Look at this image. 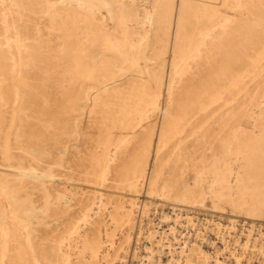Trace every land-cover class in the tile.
Wrapping results in <instances>:
<instances>
[{
  "label": "rangeland",
  "instance_id": "rangeland-1",
  "mask_svg": "<svg viewBox=\"0 0 264 264\" xmlns=\"http://www.w3.org/2000/svg\"><path fill=\"white\" fill-rule=\"evenodd\" d=\"M7 1L9 2L0 0V26L4 28L0 27V46L5 48L9 57L0 55V134L3 135L0 136V205L5 210L4 220L0 224V264H43L40 243L49 241L52 245L57 244L59 232L76 228L81 218L87 216V208L101 197L103 202L100 209L95 208L91 216L87 217L90 218L89 222L83 224L90 244L88 251L82 253L83 262L87 257L91 258V264H216L217 258L223 257L226 264H230L232 254L236 251L245 256L250 264H264V65L257 67L256 64L259 63L254 62L240 87L237 86L217 105L206 106L194 118L170 120L171 124H175L171 125L163 115L164 107L169 106L173 99L169 77L173 71L184 66L182 62H190L187 73L201 67L200 82L207 74L205 58L211 53L216 56L210 63L212 65L208 66L210 70L219 66L218 55L227 51L254 58L263 54L260 61L264 64V0H175L172 24L168 27L163 25L160 30L166 34L163 39L165 47L158 41L153 26L146 22L147 16L153 11L155 0H128L129 3L126 0L127 9L132 14L131 20L126 21L114 18L100 0H59L60 3L58 0H35L39 6L44 7L42 12L30 10L28 7L34 0H27V7L15 5L11 16L7 12L5 15L3 4L5 6ZM251 11L253 14H250ZM104 20L109 24H104ZM30 23L35 24V31L34 24L28 25ZM24 25L28 26V30ZM207 27L212 30L209 41L201 37ZM219 27L220 29H216ZM147 32L149 38L146 36L145 40L143 36ZM11 34H14L12 39ZM185 35L186 43L182 39ZM2 40L7 44L3 45ZM152 52L155 58L151 55ZM158 53L160 54L157 55ZM43 62L49 65L46 66ZM155 72H161L162 78H154ZM214 82L219 85L216 80ZM15 90L19 92L16 93ZM115 90L118 93H114ZM237 96L240 99H235ZM150 107L153 111H149ZM6 123L10 124V129L5 131L3 124ZM13 125H17L16 128ZM248 137L258 139V146L239 141ZM9 162L13 165H30L33 169L22 170L27 173L26 176L19 175V170L10 167ZM2 167L4 168L1 169ZM2 170L12 175L5 178L1 174ZM5 182H8L7 185ZM182 190H197L208 197L202 199L198 196L196 205L176 197L169 199L168 203L164 201L166 192L179 194ZM67 191L75 193V199L70 203L64 200ZM164 212H168L170 218H164ZM179 212L194 214L195 222L192 225L177 224L176 230L171 231L168 223L172 222L171 225H174ZM12 225L22 237L21 248L14 246L10 232ZM164 230L167 232L163 233ZM250 235L254 247L245 249L238 239L242 240L243 236L246 238ZM150 250L154 251V257L148 262L147 254Z\"/></svg>",
  "mask_w": 264,
  "mask_h": 264
},
{
  "label": "bare ground",
  "instance_id": "bare-ground-1",
  "mask_svg": "<svg viewBox=\"0 0 264 264\" xmlns=\"http://www.w3.org/2000/svg\"><path fill=\"white\" fill-rule=\"evenodd\" d=\"M4 1V0H3ZM43 1V0H42ZM46 1V0H45ZM68 1V0H67ZM80 1V0H79ZM95 1V0H94ZM128 1V0H127ZM131 1V0H130ZM175 0H155V3H154V7H153V11L152 12H150L149 13V16H147V18H146V22L147 23H150L152 26H153V30L155 31V35L157 36V38H158V41H161V44H163V42H164V38H165V36H166V34H164V32H162V31H160L161 30V28H162V26L163 25H167V27L170 25V23H171V21L173 20L172 18H173V15H174V12H175V2H174ZM179 1V0H178ZM198 1V0H197ZM28 1L27 0H9V2L7 1L6 3H5V6H4V4H3V7L5 8L4 9V11H5V15H6V12H7V14H10V13H13L12 11H14L15 10V5H19L20 7H22V8H25V7H27V6H25L26 4L28 5V3H27ZM55 3H56V1H54ZM58 2H59V0H58ZM82 2V1H81ZM88 2H90V1H88ZM100 2H102V4L111 12V14H112V16L114 17V18H116V19H120V20H122V21H126V20H131V18H132V14H131V12L127 9V6H126V0H100ZM133 2V1H132ZM209 2V1H208ZM207 2V3H208ZM244 2V1H243ZM30 3V2H29ZM60 3V2H59ZM67 3V2H66ZM71 3H72V1H71ZM77 3V2H76ZM128 3H129V1H128ZM198 3V2H197ZM205 3V2H204ZM2 4V3H1ZM0 4V6L2 7V5ZM58 4V3H57ZM86 4V3H85ZM130 4H132V3H130ZM56 5V4H55ZM80 5V4H79ZM240 5V4H239ZM261 5V4H260ZM15 6V7H14ZM54 6V5H53ZM62 6V5H61ZM71 6V5H70ZM85 6H87V5H85ZM146 6V5H145ZM178 6V5H177ZM203 6H206V5H203ZM242 6V5H241ZM58 7V6H57ZM66 7V6H65ZM84 7V6H83ZM105 7H103V8H105ZM132 7V6H131ZM186 7V6H185ZM263 7V6H262ZM30 10H33L34 12H42L43 11V8L44 7H42L41 5L39 6L38 5V3L37 2H35V0L33 1V2H31V5L28 7ZM50 8H53V7H50ZM63 8V7H62ZM90 8V7H89ZM94 8H96V7H94ZM105 8V9H106ZM145 8V7H144ZM196 8V7H195ZM207 9H208V6L206 7ZM245 8H247V6L245 7ZM261 8V7H260ZM264 8V7H263ZM1 9V8H0ZM77 9V8H76ZM139 9H140V7H139ZM148 9V8H147ZM212 9H214V8H212ZM22 10V9H21ZM26 11H27V9H25ZM53 10V9H52ZM87 10V9H86ZM131 10V9H130ZM136 10V9H135ZM248 10V9H247ZM246 10V11H247ZM2 11V10H1ZM0 11V12H1ZM3 11V12H4ZM19 11H20V9H19ZM24 11V10H23ZM32 11V12H33ZM87 11H89V10H87ZM146 11V10H145ZM205 11H206V9H205ZM204 11V12H205ZM50 12V11H49ZM61 12V11H60ZM83 12V11H82ZM91 12H94L93 10H91ZM146 12H148V11H146ZM208 12V11H207ZM216 12V11H215ZM214 12V13H215ZM248 12V11H247ZM252 12V13H251ZM250 12V14H253V11H251ZM15 13V12H14ZM29 13H30V11H29ZM46 13V12H45ZM48 13V12H47ZM52 13V12H51ZM89 12H87V14H88ZM96 13H97V11H96ZM109 13V12H108ZM191 13V12H190ZM198 13V12H197ZM201 13V12H200ZM203 13V12H202ZM2 14V13H1ZM17 14H18V12H17ZM26 14V13H25ZM31 14V13H30ZM77 14V13H76ZM92 14H94V13H92ZM91 14V15H92ZM100 14V13H99ZM4 15V14H3ZM20 15H22V14H19V16ZM48 15V14H47ZM70 15V14H69ZM81 15V14H80ZM89 15V14H88ZM146 15V14H145ZM207 15V14H206ZM205 15V16H206ZM216 15H217V13H216ZM215 15V16H216ZM243 15V14H242ZM241 15V16H242ZM8 16V15H7ZM10 16H11V14H10ZM14 16H15V14H14ZM31 16V15H30ZM29 16V17H30ZM33 16V15H32ZM46 16V15H45ZM86 16V15H85ZM99 16H101V15H99ZM108 17H109V14L107 15ZM196 16V15H195ZM247 16V15H246ZM249 16V15H248ZM252 16H254V15H252ZM0 17H1V15H0ZM24 17V16H23ZM60 17V16H59ZM88 17V16H87ZM182 17V16H181ZM250 17V16H249ZM255 17V16H254ZM3 18H5V17H3ZM3 18H1V21H3L2 19ZM12 18V17H11ZM17 18V17H16ZM27 18V17H26ZM33 18H34V16H33ZM61 18V17H60ZM82 18V17H81ZM89 18V17H88ZM87 18V19H88ZM106 18V17H105ZM142 18H144V17H142ZM196 18V17H195ZM199 18V17H198ZM197 18V19H198ZM10 19V18H9ZM18 19V18H17ZM80 19V18H79ZM108 19V18H107ZM5 20V19H4ZM6 20H7V17H6ZM10 20H12V19H10ZM20 20L22 21V19L21 18H19V22H20ZM31 20V19H30ZM95 20V19H94ZM110 20V19H109ZM140 20H141V18H140ZM7 21H9V20H7ZM13 21V20H12ZM34 21V20H33ZM88 21H90V20H88ZM93 21V20H92ZM182 21V20H181ZM201 21V20H200ZM4 22V21H3ZM55 22V21H54ZM102 22V21H101ZM105 22H106V20H104V24H105ZM140 22V21H139ZM214 22V21H213ZM242 22V21H241ZM6 23V22H5ZM10 24H11V22H9ZM20 23H22V22H20ZM79 23H81V22H79ZM82 23H84V22H82ZM93 23H94V21H93ZM92 23V24H93ZM99 23V22H98ZM108 22H106V24H107ZM146 23V24H147ZM217 23V22H216ZM1 24V23H0ZM7 24H8V22H7ZM31 24H34V23H30V24H28V25H31ZM87 24V23H86ZM85 24V25H86ZM92 24H90V25H92ZM95 24V23H94ZM94 24L92 25L93 27H95L94 26ZM100 24V23H99ZM98 24V25H99ZM103 24V25H104ZM109 24V23H108ZM120 24V23H119ZM127 24V23H126ZM125 24V25H126ZM134 24V23H133ZM138 24V23H137ZM172 24V23H171ZM175 24V23H174ZM244 24V23H243ZM4 24H2V26H3ZM13 25V24H12ZM11 25V26H12ZM26 25V24H25ZM24 25V26H25ZM123 25V24H122ZM145 25V24H144ZM16 26V25H15ZM21 26V25H20ZM32 26V25H31ZM30 26V27H31ZM87 26V25H86ZM84 27V28H87L88 29V27ZM180 26V25H179ZM1 27V26H0ZM8 28L10 27V26H7ZM18 27V26H17ZM26 27V26H25ZM24 27V28H25ZM28 27V26H27ZM26 27V28H27ZM102 27V26H101ZM119 27H121V26H119ZM181 27V26H180ZM201 27V26H200ZM3 27H1V29H2ZM12 28H13V26H12ZM22 27H20V29H21ZM35 24H34V30L33 29H30V30H33V31H35ZM103 28V27H102ZM130 28V27H129ZM132 28V27H131ZM149 28V27H148ZM222 28V27H221ZM224 28V27H223ZM5 29H7V28H5ZM16 29V28H15ZM14 29V30H15ZM20 29H18L19 30V32H20ZM94 29V28H93ZM144 29V28H143ZM149 29H151V28H149ZM169 29H171V26L169 27ZM216 29H220V27L219 28H216ZM225 29V28H224ZM3 30H4V28H3ZM3 30H2V34L4 33L3 32ZM11 30H13V29H11ZM27 30H28V28H27ZM83 30V29H82ZM148 30V29H147ZM1 31V30H0ZM23 31H24V29H23ZM90 31V30H89ZM88 31V32H89ZM211 27H207L206 29H205V31H203L202 33H201V35H199V36H201L205 41L206 40H208L210 37H211ZM14 32V31H13ZM21 32H22V29H21ZM29 32V31H28ZM36 32H38V31H36ZM103 32V31H102ZM140 32V31H139ZM150 32V31H149ZM169 32H170V30H169ZM168 32V33H169ZM198 32V31H197ZM5 33H7V32H5ZM12 33V32H11ZM25 33V32H24ZM35 33V32H34ZM39 33V32H38ZM38 33H36V34H38ZM95 33V32H94ZM101 33V32H100ZM142 33V32H141ZM196 33V32H195ZM195 33H193L194 34V36H195ZM31 34H32V32H31ZM35 34V35H36ZM128 34V33H127ZM176 34V33H175ZM7 35V34H6ZM12 35H13V37H14V34H11V39H12ZM134 35H136V34H134ZM148 35V32L147 33H145L144 34V36H143V38H145V40H146V36ZM171 35V34H170ZM10 36V35H9ZM29 36V35H28ZM38 36V35H37ZM88 36V35H87ZM90 36V35H89ZM107 36V35H106ZM111 36H112V34H111ZM169 36V35H168ZM167 36V37H168ZM179 36V35H178ZM4 37V36H3ZM17 37V36H16ZM29 37H31V36H29ZM33 37H35V36H33ZM148 37V36H147ZM187 36L185 35V36H183L182 37V39L184 40V42L186 43V40H187V38H186ZM0 38H2V37H0ZM7 38V37H6ZM10 38V37H9ZM21 38V37H20ZM22 38H23V36H22ZM27 38V37H26ZM25 38V39H26ZM88 38V37H87ZM108 38V37H107ZM149 38V37H148ZM178 38V37H177ZM196 38V37H195ZM199 38V37H198ZM201 38V39H202ZM212 38V37H211ZM222 38V37H221ZM4 39H5V37H4ZM14 39V38H13ZM36 39H38V38H36ZM109 39V38H108ZM193 39H194V37H193ZM260 39H261V37H260ZM6 40V39H5ZM27 40V39H26ZM35 40V39H34ZM88 40V39H87ZM166 40V39H165ZM173 40V39H172ZM191 40V39H190ZM189 40V41H190ZM197 40V39H196ZM196 40H195V42H196ZM215 40V39H214ZM1 41V40H0ZM10 41H12V40H10ZM37 41V40H36ZM88 41H90V40H88ZM106 41V40H105ZM113 41V40H112ZM192 41H194V40H192ZM209 41V40H208ZM8 42H9V40H8ZM91 42H93V41H91ZM97 42V41H96ZM148 42H149V40H148ZM169 42V41H168ZM181 42V41H180ZM232 42V41H231ZM1 43V42H0ZM2 43H3V45L5 44L4 42H3V40H2ZM143 43V42H142ZM215 43V42H214ZM7 44V43H6ZM5 44V45H6ZM139 44H141V43H138V45ZM166 44V43H165ZM189 44H191V43H189ZM194 44V43H193ZM259 44V43H258ZM28 45V44H27ZM91 45V44H90ZM118 45V44H117ZM167 46L169 45V44H166ZM177 45V44H176ZM185 45V44H184ZM195 45V44H194ZM206 45H207V42H206ZM213 46L215 45V44H212ZM220 44H218V46H219ZM223 45V44H222ZM264 45V44H263ZM2 46V45H1ZM0 46V55H1V57H4V58H8L9 59V57H8V54H7V52H6V50H5V48H3V47H1ZM33 46H36V45H33ZM148 46V45H147ZM163 46L165 47V45L163 44ZM182 46V45H181ZM196 46V45H195ZM209 46V45H208ZM217 46V47H218ZM25 48H26V46H24ZM93 47V46H92ZM158 47H160V45L158 46ZM162 47V46H161ZM198 47V46H197ZM200 47V46H199ZM202 47V46H201ZM209 47H212L211 45L209 46ZM225 47H226V45H225ZM228 47V46H227ZM226 47V48H227ZM6 48H7V46H6ZM20 48V47H19ZM31 48V47H30ZM30 48H28V49H30ZM63 48V47H62ZM117 48V47H116ZM156 48V47H155ZM204 48V47H203ZM206 48V47H205ZM27 49V48H26ZM80 49H81V47H80ZM84 49H85V46H84ZM167 48H165V50H166ZM184 49V48H183ZM182 49V50H183ZM214 49V48H213ZM218 49V48H217ZM263 49H264V47H263ZM19 50V49H18ZM32 50V49H31ZM37 50V49H36ZM106 50V49H105ZM119 50V49H118ZM148 50V49H147ZM195 50V49H194ZM203 50V49H202ZM210 50V49H209ZM222 50V49H221ZM24 51V50H23ZM33 51H34V47H33ZM82 51V50H81ZM108 51V50H107ZM190 51H191V49H190ZM263 50L261 49V52H262ZM36 52V51H35ZM86 52V51H85ZM179 52V51H178ZM194 52V51H193ZM213 52H214V50H213ZM220 51H219V49H218V52L217 53H219ZM255 52V51H254ZM260 52V53H261ZM22 54L24 53V52H21ZM29 53V52H28ZM34 53V52H33ZM210 53H211V51H210ZM83 54V53H82ZM151 54V53H150ZM160 53H158L157 55H159ZM195 54V53H194ZM209 54V53H208ZM250 54V53H249ZM257 54V53H256ZM259 54V53H258ZM262 54V53H261ZM21 55V54H20ZM24 55H27V53L26 54H24ZM151 55H153V52H152V54ZM150 55V56H151ZM157 55H156V57H157ZM190 55V54H189ZM214 55L215 54H212L211 53V55H207L206 56V58H205V62H206V64L209 66L210 65V63H211V61H212V59H213V57H214ZM263 55V54H262ZM261 55V56H262ZM32 56V55H31ZM99 56V55H98ZM103 56V55H102ZM109 56H110V54H109ZM190 56H192V54L190 55ZM216 56V55H215ZM252 57L251 55H246V56H242V55H239V54H236V53H234V52H229V51H227V52H225V53H223V54H219L218 55V60H219V66L218 67H216V68H214L213 67V69H211L210 70V68L207 66V74H206V76H205V78H204V76L202 77V78H204L203 79V81H201L200 82V74H202V73H200L201 71H200V68H196V69H191L190 70V72L189 73H187V69H189L188 68V66L190 65V62H188V61H186L185 63H183L182 62V64H184V66H180V68L177 70V71H173L172 73H171V75H170V77H169V88L171 89V92L170 93H172V96H173V99H172V102L171 103H169V106H167V107H164V111H165V114H163L164 115V118L166 117V119H167V123L169 124L170 123V120H176V121H180V120H182V121H184L183 119H191V118H194L196 115H197V113L199 112V113H201L202 111V109H204V108H206V106H208V105H213V104H216V103H218V102H220V101H222L223 99H225L237 86L238 87H240L239 85H240V83L244 80V78L248 75L247 73L249 72V69L251 68V66L254 64V62H258L259 64H256V66L257 67H260V65H264L263 64V62L262 61H260V60H262V57ZM40 57V56H39ZM113 57V56H112ZM118 57H119V55H118ZM153 57L155 58V56L153 55ZM201 57V56H200ZM23 58V57H22ZM27 58H28V56H27ZM102 58V57H101ZM120 58V57H119ZM186 58V57H185ZM24 59V58H23ZM33 59V58H32ZM45 59V58H44ZM123 59V58H122ZM121 59V60H122ZM201 59V58H200ZM215 59H217V58H215ZM22 60V59H21ZM160 60V59H159ZM162 60V59H161ZM197 60H198V58H197ZM214 60V59H213ZM264 60V59H263ZM47 61V60H46ZM158 61V60H157ZM178 61V60H177ZM176 61V62H177ZM249 61V65L246 63V62H248ZM49 62V61H48ZM175 62V61H174ZM179 63H180V61H178ZM193 62H195V61H193ZM204 62V63H205ZM213 62H215V61H213ZM218 62V61H217ZM34 63H36L35 61H34ZM44 63V62H43ZM42 63V64H43ZM152 63H154V62H152ZM158 63V62H157ZM216 63V62H215ZM45 64V63H44ZM36 65V64H35ZM46 65V64H45ZM49 65V64H48ZM48 65H46V66H48ZM167 65V64H166ZM179 65V64H178ZM202 65H203V63H202ZM212 65V64H211ZM210 65V66H211ZM121 66H123V65H121ZM125 66V65H124ZM197 66H198V64H197ZM205 66V65H204ZM203 66V67H204ZM14 67V66H13ZM35 67V66H34ZM110 67V66H109ZM155 67V66H154ZM194 67H195V65H194ZM264 67V66H263ZM262 67V68H263ZM36 68V67H35ZM153 68V67H152ZM105 69V68H104ZM120 69V68H119ZM123 69V68H122ZM135 69V68H134ZM163 69V68H162ZM175 69V68H174ZM38 70V69H37ZM147 70H148V68H147ZM159 70V69H158ZM165 70V69H164ZM204 70V69H203ZM138 71V70H137ZM139 71H141V70H139ZM138 71V72H139ZM143 72V71H142ZM204 72V73H205ZM122 73V72H121ZM129 73V72H128ZM127 73V74H128ZM131 74H132V72H130ZM116 74V73H115ZM120 74V73H119ZM131 74H129L130 76H131ZM126 75V74H125ZM153 76H154V78H160L161 77V72H155V73H153ZM256 76V75H255ZM254 76V77H255ZM262 76V75H261ZM109 77V76H108ZM143 77H145V76H143ZM109 78H111V77H109ZM113 78V77H112ZM140 78H142V77H140ZM139 78V79H140ZM162 78V77H161ZM116 79V78H115ZM261 79V78H260ZM113 80V79H112ZM146 80V79H145ZM157 80V79H156ZM160 80V79H159ZM163 80V79H162ZM217 81L218 83H219V85H217L214 81ZM251 80V79H250ZM253 80V79H252ZM258 80V79H257ZM116 81V80H115ZM112 82V81H111ZM110 83V82H109ZM133 83V82H132ZM143 83H145V82H143ZM147 83V82H146ZM159 83V82H158ZM157 83V84H158ZM243 83V82H242ZM249 83V82H248ZM256 83V82H255ZM107 84V83H106ZM110 84H112V83H110ZM129 84V83H128ZM127 84V85H128ZM130 84H131V82H130ZM246 84V83H245ZM105 85V84H104ZM126 85V86H127ZM139 85V84H138ZM149 85H151V84H149ZM148 85V86H149ZM260 85V84H259ZM132 86V85H131ZM135 86V85H134ZM147 86V87H148ZM253 86V85H252ZM251 86V87H252ZM161 87V86H160ZM246 87V86H245ZM247 87H249V86H247ZM246 87V88H247ZM250 87V88H251ZM141 88H142V86H141ZM149 88V87H148ZM15 89V88H14ZM129 89H130V87H129ZM151 89V88H150ZM237 89V88H236ZM239 89V88H238ZM126 90V89H125ZM133 90V89H132ZM137 90V89H136ZM246 90V89H245ZM16 91V90H15ZM120 91V90H119ZM124 91V90H123ZM122 91V92H123ZM135 91V90H134ZM133 91V92H134ZM139 91V90H138ZM141 91H143V90H141ZM148 91V90H147ZM236 91H238V90H236ZM243 91V90H242ZM247 91V90H246ZM17 92H19V91H16V93ZM115 92H117L116 90L114 91V93ZM126 92V91H125ZM145 92V91H144ZM151 92V91H150ZM241 92V91H240ZM239 92V93H240ZM248 92H250L249 90H248ZM118 93V92H117ZM146 93V92H145ZM244 93V92H243ZM246 93V92H245ZM20 94V93H19ZM122 94V93H121ZM126 94V93H125ZM242 94V93H241ZM15 95V94H14ZM29 95V94H28ZM113 95H115V94H113ZM140 95V94H139ZM250 95H251V93H250ZM2 96V95H1ZM6 96V95H5ZM19 96V95H18ZM133 96V95H132ZM239 96V95H238ZM235 97V99L236 98H239V97ZM255 96H256V94H255ZM108 97V96H107ZM116 97V96H115ZM170 97H171V95H170ZM251 97V96H250ZM4 98V97H3ZM117 98H120V96H118ZM254 98V97H253ZM1 99V98H0ZM128 99H129V97H128ZM147 99V98H146ZM240 99V98H239ZM3 100V99H2ZM1 100V101H2ZM106 100V99H105ZM148 100V99H147ZM29 101V100H28ZM111 101V100H110ZM129 101V100H128ZM138 101V100H137ZM144 101V100H143ZM230 101V100H229ZM233 101V100H232ZM123 102V101H122ZM136 102V101H135ZM244 102V101H243ZM137 103V102H136ZM135 103V104H136ZM112 104V103H111ZM139 104V103H138ZM137 104V105H138ZM149 104V103H148ZM140 105V104H139ZM138 105V106H139ZM143 105V104H142ZM217 105V104H216ZM242 105V104H241ZM253 105V104H252ZM263 105V104H262ZM261 105V107H263ZM18 106V105H17ZM122 106V105H121ZM127 106H128V104H127ZM163 106V105H162ZM225 106V105H224ZM240 106V105H239ZM254 106V105H253ZM5 107V106H4ZM9 107V106H8ZM98 107V106H97ZM109 107V106H108ZM117 107V106H116ZM133 107H134V105H133ZM159 107V106H158ZM231 107V106H230ZM119 108V107H118ZM140 108V107H139ZM138 108V109H139ZM161 108V107H160ZM228 108H229V106H228ZM248 108V107H247ZM249 108H250V106H249ZM254 108H256V107H254ZM257 108L259 109V107L257 106ZM5 109V108H4ZM16 109V108H15ZM14 109V110H15ZM110 109V108H109ZM127 109V108H126ZM141 109V108H140ZM209 109V108H208ZM235 109V108H234ZM18 110V109H17ZM127 110H129L130 111V109H127ZM148 110V109H147ZM163 110V109H162ZM161 110V111H162ZM225 109H223V111H224ZM237 110H239V109H237ZM237 110H235V111H237ZM247 110H249V109H247ZM264 110V109H263ZM16 111V110H15ZM111 111V110H110ZM122 111V110H121ZM125 111V110H124ZM134 111V110H133ZM149 111H153V109H151V107H150V109H149ZM255 111V110H254ZM23 112V111H22ZM107 112H108V110H107ZM118 112H119V110H118ZM117 112V113H118ZM148 112V111H147ZM218 112H220L219 110H218ZM217 112V113H218ZM225 112V111H224ZM250 112H251V110H250ZM17 113V112H16ZM113 113V112H112ZM116 113V114H117ZM123 113V112H122ZM206 113V112H205ZM214 113H216V112H214ZM233 113V112H232ZM235 114L237 113V112H234ZM249 113V112H248ZM252 113H253V111H252ZM13 114V113H12ZM15 114V113H14ZM110 114V113H109ZM124 114V113H123ZM127 114V113H126ZM137 114V113H136ZM162 114V113H161ZM213 114V113H212ZM226 114V113H225ZM8 115V114H7ZM105 115V114H104ZM147 115H149V114H147ZM216 115V114H215ZM240 115H241V113H240ZM6 116V115H5ZM9 116V115H8ZM14 116V115H13ZM111 116H113V115H111ZM125 116V115H124ZM161 116V115H160ZM226 116H227V114H226ZM230 117H231V115H229ZM242 116V115H241ZM256 116V115H255ZM262 116H264V115H262ZM16 117H19V116H16ZM127 117V116H126ZM150 117V116H149ZM158 117V116H157ZM238 117V116H237ZM258 117V116H257ZM10 118H12V117H10ZM117 118V117H116ZM116 118H115V120H116ZM212 118V117H211ZM227 118V117H226ZM233 118V117H232ZM231 118V119H232ZM240 118V117H239ZM260 118V117H259ZM259 118H258V120H259ZM112 119V118H111ZM117 119H119V118H117ZM131 119V118H130ZM152 119V118H151ZM222 119H224V118H222ZM235 119V118H234ZM106 120V119H105ZM134 120H135V118H134ZM236 120V119H235ZM235 120H233L234 122H236ZM257 120V119H256ZM261 120V119H260ZM4 121L6 122V120L4 119ZM118 121V120H117ZM138 121V120H137ZM156 121V120H155ZM223 121V120H222ZM225 121V120H224ZM228 121H229V119H228ZM248 121V120H247ZM262 121V120H261ZM264 121V120H263ZM1 122V121H0ZM14 122H15V120H14ZM23 122V121H22ZM154 122V121H153ZM152 122V123H153ZM160 122V121H159ZM166 122V121H165ZM175 122V121H174ZM189 122H191V121H189ZM230 122V121H229ZM240 122H242L241 120H240ZM260 122V121H259ZM12 123V122H11ZM121 123V122H120ZM124 123V122H123ZM140 123H141V121H140ZM148 123V122H147ZM146 123V124H147ZM181 123V122H180ZM184 123V122H183ZM2 124V123H1ZM8 124L9 123H6L5 125L3 124V129L6 131L7 130V128H9V126H8ZM127 124V123H126ZM131 124V123H130ZM132 124H134V123H132ZM131 124V125H132ZM171 124V123H170ZM197 124V123H196ZM206 124V123H205ZM216 124V123H215ZM227 124V123H226ZM234 124V123H233ZM256 124V123H255ZM261 124V123H260ZM10 125V124H9ZM21 125V124H20ZM162 125V124H161ZM171 125H175V124H171ZM181 125H182V123H181ZM229 125V124H228ZM14 126V125H13ZM15 126H17V125H15ZM14 126V127H15ZM239 126V125H238ZM0 127H2V126H0ZM128 127V126H127ZM142 127V126H141ZM242 127V126H241ZM245 127V126H244ZM258 127V126H257ZM256 127V128H257ZM16 128V127H15ZM14 128V129H15ZM132 128V127H131ZM136 128V127H135ZM145 128V127H144ZM172 128V127H171ZM215 128V127H214ZM234 128V127H233ZM2 129V128H1ZM10 129V128H9ZM12 129H13V127H12ZM19 129V128H18ZM18 129H16V130H18ZM151 129V128H150ZM173 129H174V126H173ZM244 129V128H243ZM242 129V130H243ZM127 130V129H126ZM138 130V129H137ZM159 130V129H158ZM161 130V129H160ZM170 130H172V129H170ZM202 130H204V128L202 129ZM215 130V129H214ZM213 130V131H214ZM230 130V129H229ZM258 130V129H257ZM260 130H262V129H260ZM133 131H135V130H133ZM165 131H167V126L165 127ZM174 131V130H173ZM196 131V130H195ZM198 131V130H197ZM222 131V130H221ZM244 131V130H243ZM246 131V130H245ZM139 132V131H138ZM137 132V133H138ZM170 132V131H169ZM242 132V131H241ZM6 133V132H5ZM21 133V132H20ZM19 133V134H20ZM153 133H154V131H153ZM165 133V132H164ZM163 133V135H165V134H167V133H165L164 134ZM176 133V132H175ZM248 133V132H247ZM260 133V132H259ZM261 133H263V132H261ZM131 134V133H130ZM171 134V133H170ZM170 134L168 135V136H170ZM196 134V133H195ZM212 134V133H211ZM215 134V133H214ZM2 135V133L0 134V136ZM5 135V134H4ZM179 135V134H178ZM200 135V134H199ZM226 135H228V134H226ZM238 135H240V133L238 134ZM245 135V134H244ZM247 135H249V134H247ZM255 135V134H254ZM3 136V135H2ZM20 136V135H19ZM23 136V135H22ZM153 136V135H152ZM203 136V135H202ZM222 136H224V135H222ZM173 137V136H172ZM178 137V136H177ZM197 137V136H196ZM208 137V136H207ZM206 137V138H207ZM213 137V136H212ZM216 137V136H215ZM242 137V136H241ZM254 137V136H253ZM253 137H248V138H242L241 140H239V141H242V142H248V143H251V144H253L254 146H258V139L257 140H255ZM21 138V137H20ZM24 138V137H23ZM29 138V137H28ZM120 138V137H119ZM139 138V137H138ZM181 138V137H180ZM188 138V137H187ZM203 138H204V136H203ZM2 139V138H1ZM154 139V138H153ZM200 139H202V138H200ZM205 139V138H204ZM212 139V138H211ZM13 140V139H12ZM11 140V141H12ZM137 140V139H136ZM161 140H163V139H161ZM203 140V139H202ZM28 141V140H27ZM167 141V140H166ZM210 141V140H209ZM13 142V141H12ZM117 142V141H116ZM172 142V141H171ZM205 142V141H204ZM215 142V141H214ZM6 143V142H5ZM14 143V142H13ZM162 143V142H161ZM26 144H27V142H26ZM123 144V143H122ZM218 144V143H217ZM29 145V144H28ZM31 145V144H30ZM116 145H118V144H116ZM12 146V145H11ZM13 146H14V144H13ZM19 146V145H18ZM35 147V146H34ZM205 147H206V145H205ZM260 147V146H259ZM14 148V147H13ZM32 148V147H31ZM35 148H37V147H35ZM41 148V147H40ZM1 149V148H0ZM261 149V148H260ZM29 150V149H28ZM150 150V149H149ZM33 151V150H32ZM38 152L40 151V150H37ZM220 151V150H219ZM254 151V150H253ZM10 152H11V150H10ZM23 152V151H22ZM35 152V151H34ZM119 152V151H118ZM139 152V151H138ZM150 152V151H149ZM230 152V151H229ZM2 153V152H1ZM17 153V152H16ZM26 153V152H25ZM51 153V152H50ZM36 154V153H35ZM117 154V153H116ZM215 154V153H214ZM220 154V153H219ZM219 154H218V156H219ZM44 155V154H43ZM229 155V154H228ZM227 155V156H228ZM231 155V154H230ZM31 156V155H30ZM33 156V155H32ZM36 156V155H35ZM39 156V155H38ZM46 157V156H45ZM106 158V157H105ZM114 158V157H113ZM149 158V157H148ZM212 158H213V156H212ZM228 158V157H227ZM230 158H232L231 156H230ZM137 159V158H136ZM261 159V158H260ZM264 159V158H263ZM43 160H45V159H43ZM112 160V159H111ZM208 160V159H207ZM63 161V160H62ZM137 161V160H136ZM139 162H141L140 160H138ZM231 161V160H230ZM42 162V161H41ZM44 162V161H43ZM47 162V161H46ZM53 162V161H52ZM51 162V163H52ZM217 162V161H216ZM50 163V162H49ZM48 163V164H49ZM66 163V162H65ZM106 163V162H105ZM235 163H237V159H236V161H235ZM29 164V163H28ZM54 164V163H53ZM205 164V163H204ZM228 163L226 162V165H227ZM0 165H2V164H0ZM8 165L10 166V167H12L13 169H16V171L17 170H19L18 172H19V175H21V174H24V176H26L27 175V173L25 172V173H23L22 172V170H24V171H29V170H31V169H33V167H31L30 165L29 166H24V165H13L11 162H9L8 163ZM103 165V164H102ZM106 165V164H105ZM53 166V165H52ZM51 166V167H52ZM111 166H112V164H111ZM111 166H109V167H111ZM203 166V165H202ZM231 166H232V164H231ZM237 166H239V165H237ZM47 167H49V166H47ZM63 167V166H62ZM66 167V166H65ZM87 167V166H86ZM4 167H2L1 169H3ZM72 168V167H71ZM70 168V169H71ZM101 168V167H100ZM105 168V167H104ZM204 168V167H203ZM224 168H225V165H224ZM233 168V167H232ZM238 168H240V167H238ZM44 169V168H43ZM42 169V170H43ZM53 169H55V167L53 168ZM66 169H68V168H66ZM256 169V168H255ZM92 170V169H91ZM109 170V169H108ZM133 170H134V168H133ZM227 170H228V168H227ZM240 170V169H239ZM246 170V169H245ZM15 171V170H14ZM40 171H41V169H40ZM60 171V170H59ZM58 171V172H59ZM63 171V170H62ZM110 171V170H109ZM130 171V170H129ZM220 171V170H219ZM231 171V170H230ZM235 171V170H234ZM233 171V172H234ZM254 171V170H253ZM32 172V171H31ZM30 172V173H31ZM47 172V171H46ZM69 172H70V170H69ZM68 172V173H69ZM88 172V171H87ZM90 172V171H89ZM202 172V171H201ZM242 172V171H241ZM63 173V172H62ZM73 173V172H72ZM197 173V172H196ZM195 173V174H196ZM215 173V172H214ZM216 173H217V171H216ZM228 173V172H227ZM235 173V172H234ZM233 173V174H234ZM238 173V172H237ZM243 173V172H242ZM1 174L6 178L7 176H9V175H12L11 173H8V172H4L3 170L1 171ZM15 174V173H14ZM42 175H43V173H41ZM55 174V173H54ZM58 174V173H57ZM60 174V173H59ZM93 174H94V171H93ZM119 175H121L120 173H118ZM198 174V173H197ZM218 174V173H217ZM221 174V173H220ZM233 174H232V176H233ZM236 174V173H235ZM60 175H62V174H60ZM70 175H71V173H70ZM99 175H100V172H99ZM107 175H108V172H107ZM206 175H207V172H206ZM238 175V174H237ZM237 175H235L236 177H237ZM242 175V174H241ZM36 176H37V174H36ZM47 176V175H46ZM45 176V177H46ZM90 176H92V174L90 175ZM96 176H97V174H96ZM96 176H95V179H96ZM140 176V175H139ZM194 176V175H193ZM216 176V175H215ZM227 176V175H226ZM29 177V176H28ZM48 177V176H47ZM58 177V176H57ZM93 177V176H92ZM207 177V176H206ZM235 177V178H236ZM263 177V176H262ZM11 178V177H10ZM17 178V177H16ZM26 178V177H25ZM88 178V177H87ZM98 178V177H97ZM117 178H120L119 176H117ZM210 178H211V176H210ZM209 178V179H210ZM214 178V177H213ZM239 178V177H238ZM237 178V179H238ZM9 179V178H8ZM15 179V178H14ZM28 179V178H27ZM102 179V178H101ZM116 179V178H115ZM134 179V178H133ZM218 179V178H217ZM226 179V178H225ZM241 179V178H240ZM246 179V178H245ZM5 180V179H4ZM13 180V179H12ZM20 180V179H19ZM46 180V179H45ZM49 180V179H48ZM51 180V179H50ZM98 180V179H97ZM107 180V179H106ZM138 180V179H137ZM159 180V179H158ZM195 180V179H194ZM211 180V179H210ZM228 180V179H227ZM233 180V179H232ZM101 181V180H100ZM104 181V180H103ZM113 181H115V180H113ZM118 181V180H117ZM116 181V182H117ZM127 181V180H126ZM131 181V180H130ZM212 181V180H211ZM243 181V180H242ZM116 182H115V184H116ZM213 182H214V180H213ZM220 182V181H219ZM221 182H223L222 180H221ZM226 182V181H225ZM225 182H223V183H225ZM235 182V181H234ZM241 182V181H240ZM250 182H251V180H250ZM254 182H256V181H254ZM258 182H259V180H258ZM6 183V185H7V183L8 182H5ZM103 183V182H102ZM119 183H120V181H119ZM127 183V182H126ZM129 183V182H128ZM156 183V182H155ZM207 183V182H206ZM212 183V182H211ZM216 183V182H215ZM228 183V182H227ZM239 183V182H238ZM243 183H244V181H243ZM242 183V184H243ZM107 184V183H106ZM205 184V183H204ZM218 184H220V183H218ZM222 184V183H221ZM232 184V183H231ZM241 184V183H240ZM248 184V183H247ZM246 184V185H247ZM264 184V183H263ZM119 185V184H118ZM165 185V184H164ZM200 185V184H199ZM213 185V184H212ZM224 185V184H223ZM233 185V184H232ZM258 185V184H257ZM32 186V185H31ZM31 186H30V188H31ZM49 186V185H48ZM211 186V185H210ZM216 186V185H215ZM228 186H229V184H228ZM238 186H239V184H238ZM251 186V185H250ZM253 186V185H252ZM263 186V185H262ZM33 187V186H32ZM50 187V186H49ZM168 187V186H167ZM184 187H186V186H184ZM202 187V186H201ZM212 187V186H211ZM214 187V186H213ZM216 187H218V186H216ZM221 187V186H220ZM240 187V186H239ZM242 187V186H241ZM7 188V187H6ZM41 188V187H40ZM106 188V187H105ZM131 188V187H130ZM129 188V189H130ZM166 188V187H165ZM187 188V187H186ZM185 188V189H186ZM198 188V187H197ZM203 188V187H202ZM249 188V187H248ZM49 189V188H48ZM218 189V188H217ZM235 189H236V186H235ZM240 189V188H239ZM242 189V188H241ZM244 189V188H243ZM242 189V190H243ZM98 190V189H97ZM105 190V189H104ZM158 190V189H157ZM213 190V189H212ZM237 190V189H236ZM236 190H234V191H236ZM250 190V189H249ZM252 190V189H251ZM25 191H27L26 189H25ZM46 191V190H45ZM107 191V190H106ZM166 191V190H165ZM183 191V190H182ZM239 191V190H238ZM241 191V190H240ZM48 192V191H47ZM46 192V193H47ZM61 192V191H60ZM88 192V191H87ZM105 192V191H104ZM170 192V191H169ZM207 192V191H206ZM211 192V191H210ZM247 192V191H246ZM29 193H31L30 191H29ZM50 193H52V192H50ZM64 193V192H63ZM167 193V192H166ZM165 193V202H167L168 203V201H170L169 199H173V198H177V199H179V200H183V201H189V202H191V203H193V205H196V204H198V201H197V197L198 196H200L202 199H205V197L207 198L208 196L207 195H202V193L200 194V193H198L197 192V190L195 191V190H190V191H188V190H184L182 193L180 192L179 194H172L173 193V191H172V193L171 194H166ZM209 193V192H208ZM235 193V192H234ZM259 193V192H258ZM263 193V192H262ZM32 194V193H31ZM33 194H35V192L33 193ZM58 194H59V192H58ZM98 194V193H97ZM99 194H100V192H99ZM107 194V193H106ZM204 194V193H203ZM224 194V193H223ZM57 195V194H56ZM103 195V194H102ZM202 195V196H201ZM213 195V194H212ZM221 195V194H220ZM232 195V194H231ZM238 195V194H237ZM244 195V194H243ZM11 196V195H10ZM17 196V195H16ZM33 196V195H32ZM42 196V195H41ZM45 196H46V194H45ZM54 196V195H53ZM58 196V195H57ZM60 196V195H59ZM81 196V195H80ZM101 196V195H100ZM230 196V195H229ZM21 197H24V196H21ZM79 197V196H78ZM85 197H86V195H85ZM213 197V196H212ZM221 197V196H220ZM225 197V196H224ZM234 196H232V198H233ZM9 198V197H8ZM19 198V197H18ZM27 198V197H26ZM55 198V197H54ZM93 198V197H92ZM219 198V197H218ZM230 198H231V196H230ZM237 198V197H236ZM243 198V197H242ZM241 198V199H242ZM256 198V197H255ZM262 199H263V196L261 197ZM57 199V197L55 198V200ZM60 199V198H59ZM75 199V193H73L72 191H67V192H65V194H64V200H65V202L66 203H70V201H73ZM81 199H83V198H81ZM86 199V198H85ZM113 199V198H112ZM111 199V200H112ZM229 199V198H228ZM235 198H233V200H234ZM260 199V198H259ZM259 199H256V200H259ZM10 200V199H9ZM14 200H16L15 198H14ZM78 200V199H77ZM91 200V199H90ZM21 201V200H20ZM107 201V200H106ZM109 201V200H108ZM113 201H114V199H113ZM206 201V200H205ZM250 201V200H249ZM51 202V201H50ZM52 202H53V200H52ZM102 202H103V197H101L99 200H97V201H95V202H93L92 203V206L90 207L89 206V208H87V212H86V217H83V218H81V220H80V223L78 222L77 224V226H76V228H74V229H68L69 231H64L66 228H64V232L63 233H60L59 232V234H58V238H57V244L55 243V245H52L49 241L48 242H42V243H40L41 245H42V251H41V257L40 258H42V263L43 264H91V261H90V259H87V257H86V260L83 262L82 261V253L83 252H86V250L88 251V245H90L89 244V241H88V237L86 236V229H85V227H83V224H87L88 222H89V220H90V218H87L88 216L90 217L91 216V212L93 211V210H95V208H99L100 209V207H101V205H102ZM220 202V201H219ZM247 202V201H246ZM250 202H252V201H250ZM258 202V201H257ZM261 202V201H260ZM32 203V202H31ZM35 203H36V201H35ZM34 203V204H35ZM65 203V204H66ZM77 203V202H76ZM106 203V202H105ZM115 203V202H114ZM113 203V204H114ZM235 203V202H234ZM37 204V203H36ZM49 204H53V203H49ZM73 204V203H72ZM80 204V203H79ZM87 204V203H86ZM253 204V203H252ZM41 205H43V204H41ZM109 205V204H108ZM251 205V204H250ZM261 205V204H260ZM45 206H47V205H45ZM116 206V205H115ZM152 206V205H151ZM254 206V205H253ZM40 207V206H39ZM83 207V206H82ZM108 207V206H107ZM235 207V206H234ZM67 208V207H66ZM81 208V207H80ZM86 208V207H85ZM245 208H246V206H245ZM248 208V207H247ZM262 208V207H261ZM258 209V208H257ZM86 210V209H85ZM98 210V209H97ZM113 210V209H112ZM115 210V209H114ZM117 210V209H116ZM38 211H40V210H38ZM58 211V210H57ZM118 211V210H117ZM29 212V211H28ZM79 212V211H78ZM94 212V211H93ZM98 212V211H97ZM102 212V211H101ZM115 212V211H114ZM119 212V211H118ZM45 213V212H44ZM109 213V212H108ZM133 213V212H132ZM136 213V212H135ZM244 213V212H243ZM46 214V213H45ZM60 214V213H59ZM112 214V213H111ZM110 214V215H111ZM114 214V213H113ZM4 215H5V210H4V208L0 205V224L2 223V221L4 220ZM61 215V214H60ZM63 215V214H62ZM117 215V214H116ZM194 215V214H193ZM193 215H190L189 213H187V212H179L178 214H176V217H175V220H176V222H175V224L174 225H171V223L169 222L168 223V226H169V230H171V231H175L176 230V227H177V224H183V223H191V225L195 222V217L193 216ZM54 216V215H53ZM58 216V215H57ZM79 217V216H78ZM93 217V216H92ZM111 217V216H110ZM109 217V218H110ZM114 217H115V215H114ZM163 217L164 218H170V215H169V213L168 212H164L163 213ZM219 217V216H218ZM72 218V217H71ZM121 218V217H120ZM174 218V217H173ZM210 218V217H209ZM66 219V218H65ZM73 219V218H72ZM112 219V218H111ZM117 219V218H116ZM119 219V218H118ZM220 219V218H219ZM255 219V218H254ZM59 220V219H58ZM71 220V219H70ZM69 220V221H70ZM75 220V219H74ZM110 220V219H109ZM130 220V219H129ZM64 221V220H63ZM76 221V220H75ZM113 221V220H112ZM122 221V220H121ZM166 221V220H165ZM172 221V220H171ZM174 221V220H173ZM53 222H56V221H53ZM67 222V221H66ZM77 222V221H76ZM93 222V221H92ZM114 222V221H113ZM131 222V221H130ZM234 222V221H233ZM232 222V223H233ZM215 223V222H214ZM219 223V222H218ZM235 223V222H234ZM232 224V225H234L235 226V224ZM59 224V223H58ZM113 224V223H112ZM121 224V223H120ZM165 224V223H164ZM222 224V223H221ZM65 225V224H64ZM76 225V224H75ZM89 225H91V224H89ZM145 225V224H144ZM166 225V224H165ZM190 225V226H191ZM220 225V224H219ZM223 225V224H222ZM74 226V225H73ZM114 226V225H113ZM189 226V227H190ZM52 227V226H51ZM66 227V226H65ZM68 227H69V225H68ZM110 227V226H109ZM133 227V226H132ZM183 227V226H182ZM188 227V226H187ZM192 227V226H191ZM253 228H254V226H252ZM252 227H250V229L252 230L253 228ZM57 228H59V227H57ZM70 228H72L71 226H70ZM108 228V227H107ZM154 228V227H153ZM160 228V227H159ZM194 228V227H193ZM11 236H12V239H13V242H14V246L16 247V248H21L22 246H23V240H22V237H21V235H20V233H19V231H18V229L14 226V225H12L11 226ZM45 229V228H44ZM40 230H41V228H40ZM179 230V229H178ZM185 230H186V228H185ZM198 230V229H197ZM33 231V230H32ZM58 231H59V229H58ZM156 231V230H155ZM165 231L166 230H164L163 231V233H165ZM167 232V231H166ZM252 232V231H251ZM250 232V233H251ZM162 233V234H163ZM175 233V232H174ZM253 233V232H252ZM44 234V233H43ZM161 234V235H162ZM167 234V233H166ZM194 234V233H193ZM206 234V233H205ZM213 234H215V233H213ZM160 235V234H159ZM207 235V234H206ZM210 235V234H209ZM57 236V235H56ZM163 237H164V235H162ZM161 236V237H162ZM212 236V235H211ZM188 237V236H187ZM208 237V236H207ZM244 238H242V240H240L241 238H239L238 239V241H239V244L242 246V247H244L245 249H249V248H251V247H254V246H252V243H251V235L250 236H248V237H246L245 238V236H243ZM209 238H210V236H209ZM216 238H218L217 236H216ZM109 239V238H108ZM112 239V238H111ZM183 239V238H182ZM186 239V238H185ZM192 239V238H191ZM213 239V238H212ZM162 240V239H161ZM194 240V239H193ZM210 240H211V238H210ZM39 241H41V239L39 240ZM39 241H38V243H39ZM43 241V240H42ZM196 241V240H195ZM209 241V240H208ZM208 241H206V242H208ZM56 242V241H55ZM197 242V241H196ZM211 242V241H210ZM209 243V242H208ZM219 243V242H218ZM92 244V243H91ZM95 244V243H94ZM120 244V243H119ZM213 244V243H212ZM10 245H11V243H10ZM218 245V244H217ZM239 245V247H241ZM93 246V245H92ZM40 247V246H39ZM103 247V246H102ZM117 247V246H116ZM212 247H214V246H212ZM219 247H220V249L222 250L223 248H221V246L219 245ZM94 248V247H93ZM92 248V249H93ZM146 248H148V247H146ZM215 248V247H214ZM38 249V248H37ZM95 249V248H94ZM218 249V248H217ZM216 249V250H217ZM220 249L219 250H217V251H220ZM93 251V250H92ZM151 251V250H150ZM199 251V250H198ZM228 251V250H227ZM240 251H241V249H240ZM94 252V251H93ZM149 252V251H148ZM147 252V253H148ZM91 253V252H90ZM96 253V252H95ZM98 253V252H97ZM146 253V254H147ZM94 254V253H93ZM222 254V253H221ZM98 255V254H97ZM148 256H147V260H148V262H151L152 260H153V257H154V251L152 250L149 254H147ZM179 255V254H178ZM210 255H212V254H210ZM231 255V254H230ZM233 256H232V258L230 259V264H250L249 263V260L245 257V256H243L240 252H234L233 254H232ZM40 256V255H39ZM86 256V255H85ZM186 256V255H185ZM215 256V255H214ZM91 257V256H90ZM145 257V256H144ZM184 258V257H183ZM13 259V258H12ZM95 259V258H94ZM143 260H145V259H143ZM25 261H27L26 259H25ZM119 261V260H118ZM143 262V261H142ZM215 262V261H214ZM23 263V262H22ZM23 264H32L31 262H29V263H23ZM143 264H145V262H143ZM148 264V263H147ZM157 264V263H156ZM216 264H226V260L225 259H223V257L221 258H217V260H216Z\"/></svg>",
  "mask_w": 264,
  "mask_h": 264
}]
</instances>
